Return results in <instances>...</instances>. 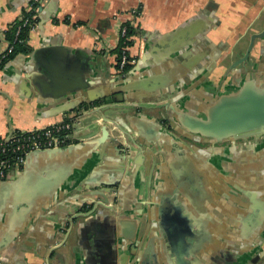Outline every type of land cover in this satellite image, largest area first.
I'll list each match as a JSON object with an SVG mask.
<instances>
[{
	"label": "crops",
	"instance_id": "obj_1",
	"mask_svg": "<svg viewBox=\"0 0 264 264\" xmlns=\"http://www.w3.org/2000/svg\"><path fill=\"white\" fill-rule=\"evenodd\" d=\"M32 1L0 0V34ZM41 1L29 52L0 69V139L69 121L62 110L86 101L82 113L130 106L116 126L148 145L125 160L115 144L92 146L98 127L64 156L33 158L23 179H0V264H264V135L221 143L182 127L242 90L264 97V39L227 70L263 31L264 0ZM134 9L136 63L120 74L113 51ZM111 188L116 211L84 212L97 193L111 205ZM188 228L197 239L181 245Z\"/></svg>",
	"mask_w": 264,
	"mask_h": 264
},
{
	"label": "water",
	"instance_id": "obj_2",
	"mask_svg": "<svg viewBox=\"0 0 264 264\" xmlns=\"http://www.w3.org/2000/svg\"><path fill=\"white\" fill-rule=\"evenodd\" d=\"M42 3V1H41ZM41 7L39 9V12ZM0 36H2L0 34ZM256 39H264V27L263 31L252 35L250 38V43L245 55L233 62L230 63L229 68L227 70H232L234 67L241 66L245 67L249 62L250 52L252 50L254 41ZM233 53L230 55L229 60H232ZM83 66H87V64H83ZM75 67V64H74ZM82 67L79 70L80 74L85 72L86 70H82ZM89 71V69H88ZM46 73L49 75V70L46 69ZM76 74V73H75ZM77 75V74H76ZM89 105L86 101H80L75 107H70L62 110L64 114L73 113L74 117H72L69 121L76 124L73 133L69 136L72 141L77 143L81 142V138L93 134L95 128L100 127L101 136L94 141L91 142L94 148H101L104 145L115 144L119 150H121L124 155L125 160H131V148L133 146H137L138 144H147L142 140L141 134H137L136 131H131L126 129L124 126H116L117 121L115 120V116H118L125 111L131 109L130 106H110L106 107L104 110L106 113L102 114L101 112L94 113H82L76 107L81 106L82 109H86ZM101 111V110H100ZM83 120H87L89 122L88 133L84 135H77L78 129L76 126H79ZM111 124L115 127L116 131L119 133L117 137H111L110 133L107 129V125ZM182 127H184L189 134L197 137H201L206 139L207 141H216V142H231L237 139H244L246 137H254L258 135H264V97L250 95L247 96L245 91H240L237 95L224 98L221 100L218 106H214L210 111V115L207 120L200 121L191 119L186 121L185 124L182 123ZM74 150V144L69 145L64 148H56L44 151H36L29 153L24 162V167L22 172L19 174L21 179L26 177L29 168V162L40 155L46 157H53L55 155H66ZM65 177V173L63 174V178ZM103 194L97 193L94 196H97L95 199L98 203L97 205L100 207L108 206L109 201L104 200L102 197ZM117 200V195H115L111 201V209L116 211V208L113 206L114 202ZM121 210V208H119ZM121 213V211H120ZM192 229H186L184 232H181V235L177 236L179 243L181 245L189 242H193L197 239V235L191 231ZM188 239L190 241H188ZM128 245H137L136 239H132V241ZM190 246V245H189ZM187 250H190L189 247ZM264 254V249L261 254Z\"/></svg>",
	"mask_w": 264,
	"mask_h": 264
},
{
	"label": "built area",
	"instance_id": "obj_3",
	"mask_svg": "<svg viewBox=\"0 0 264 264\" xmlns=\"http://www.w3.org/2000/svg\"><path fill=\"white\" fill-rule=\"evenodd\" d=\"M41 7V0H33L27 7L22 17L10 23L1 34L4 37V32L9 29H15L16 37L23 29L33 31L36 27V22ZM140 17V10L134 9L131 11V19L128 21L131 27L137 29V19ZM126 26L125 23L120 27L119 43L125 38ZM118 43V46H119ZM13 51V46L6 44L5 51L0 55V62L5 59ZM117 59V56H116ZM136 60L128 53L127 47L121 48L119 61L116 60L115 65H118V72H123L125 67H133ZM74 123L68 121L61 124L53 125L44 129L31 130L27 132L16 131L12 132L9 137L0 139V179H7L10 176L22 172L26 156L31 152L44 151L50 149L61 148L62 145H72L69 136L75 129Z\"/></svg>",
	"mask_w": 264,
	"mask_h": 264
},
{
	"label": "trees",
	"instance_id": "obj_4",
	"mask_svg": "<svg viewBox=\"0 0 264 264\" xmlns=\"http://www.w3.org/2000/svg\"><path fill=\"white\" fill-rule=\"evenodd\" d=\"M126 26V34L125 38L121 39V42L119 43V46L113 51L117 56V61H119V57L121 55V48L127 47L128 50L133 46L134 40L133 36L136 35L137 29L131 27L129 22L125 23ZM28 29H23L18 36L15 35V29H9L4 32V39L5 41L13 46V51L10 53L5 59H3L0 62V69L3 68V66L10 61L12 58H14L16 55L19 54H27L30 50L29 46L27 45V39H28ZM116 71L118 70V65H115ZM132 67L128 66L125 67L123 72L120 74L126 73L129 71ZM118 72V71H117ZM119 73V72H118ZM68 122V121H65Z\"/></svg>",
	"mask_w": 264,
	"mask_h": 264
},
{
	"label": "flooded vegetation",
	"instance_id": "obj_5",
	"mask_svg": "<svg viewBox=\"0 0 264 264\" xmlns=\"http://www.w3.org/2000/svg\"><path fill=\"white\" fill-rule=\"evenodd\" d=\"M164 125L168 126L167 123H164ZM188 134H189V132H188ZM189 135H191V134H189ZM187 138H189V137H187ZM193 138H199L200 139V137L193 136V135H191V138H189V139H193ZM76 143L77 142L74 141V144H76ZM67 146H69V145H67ZM67 146L62 145L61 148H64V147H67ZM12 177L13 176H10L7 179H2V180L6 181V180L11 179ZM110 193L114 197L116 195V190L111 188ZM113 197H112V199H113ZM85 203L86 204L83 207V210H84L85 213H91L92 212V214H93L95 211H97L98 209L101 208L100 206L97 205L100 202H97L96 200H91V201H88V202H85ZM115 203H116V201L114 202V206H115ZM108 206L111 207V205H109V204H108ZM104 207L107 208L106 206H104Z\"/></svg>",
	"mask_w": 264,
	"mask_h": 264
},
{
	"label": "rangeland",
	"instance_id": "obj_6",
	"mask_svg": "<svg viewBox=\"0 0 264 264\" xmlns=\"http://www.w3.org/2000/svg\"><path fill=\"white\" fill-rule=\"evenodd\" d=\"M137 27H138V23H137Z\"/></svg>",
	"mask_w": 264,
	"mask_h": 264
}]
</instances>
